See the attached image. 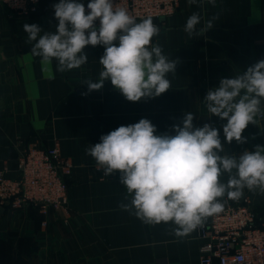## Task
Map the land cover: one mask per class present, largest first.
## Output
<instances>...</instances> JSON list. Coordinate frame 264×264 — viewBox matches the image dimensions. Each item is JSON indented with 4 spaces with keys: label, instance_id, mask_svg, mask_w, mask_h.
<instances>
[{
    "label": "crops",
    "instance_id": "1",
    "mask_svg": "<svg viewBox=\"0 0 264 264\" xmlns=\"http://www.w3.org/2000/svg\"><path fill=\"white\" fill-rule=\"evenodd\" d=\"M76 2L86 6L85 0ZM57 3L42 0L33 14L17 17L0 1V173L18 177V161L28 147H57L74 167L67 179L70 208L67 213L51 209L47 215L32 206L2 208L0 264H199L198 228L178 237L171 222L148 225L121 209L119 205L131 197L125 200L119 171L105 176L86 149L100 143L102 135L141 119L155 126L154 135H175L173 126L182 127L189 112L194 127L207 123L219 131L224 153L239 158L255 151L256 145L264 146V115L244 129L246 142L228 143L223 132L227 120L209 114L204 102L222 78H234L264 60V0H196L191 5L181 0L152 41L164 55L178 60L175 73L167 75L171 87L158 97L136 102L127 100L110 80L89 91L85 81L98 80L103 70L102 45H87V62L64 72L57 71L55 60L44 66L31 55L23 25L54 32ZM194 12L202 17L197 29L213 16L218 19L206 33L189 37L184 25ZM114 43L118 46V40ZM220 179L226 183L228 175ZM243 197L264 224V194L245 189ZM218 199L224 206L238 201L226 195ZM210 220L211 216L204 222Z\"/></svg>",
    "mask_w": 264,
    "mask_h": 264
},
{
    "label": "clouds",
    "instance_id": "2",
    "mask_svg": "<svg viewBox=\"0 0 264 264\" xmlns=\"http://www.w3.org/2000/svg\"><path fill=\"white\" fill-rule=\"evenodd\" d=\"M53 8L58 21L54 32H43L36 24L23 25L31 55L39 57L42 65L55 60L59 72L76 69L88 60L83 51L87 45H102L105 52L99 63L103 70L98 80L85 81L89 91L99 90L110 80L127 100L136 102L158 97L171 87L167 75L175 73L178 60L152 43L160 33L153 17L137 22L113 0H90L87 15L85 6L76 0H59ZM217 19L213 16L197 29L202 17L194 12L184 31L189 37L200 36ZM204 102L209 114L227 120L223 132L228 143L246 142L242 132L250 123H258L257 115H264V60L241 75L222 78L217 88L208 90ZM193 119V113H186L183 126H173L175 135H154L155 126L141 119L102 135L100 143L86 149L105 176L119 171L120 184L127 190L125 200L131 197L129 203L119 205L121 209L148 225L171 222L178 237L189 235L207 217L220 213L223 204L218 198L226 195L239 200L245 189L264 194V146L256 145L255 151H245L239 158L229 155L224 153L219 131L207 123L196 128ZM223 174L228 175L226 183L221 182Z\"/></svg>",
    "mask_w": 264,
    "mask_h": 264
},
{
    "label": "built area",
    "instance_id": "3",
    "mask_svg": "<svg viewBox=\"0 0 264 264\" xmlns=\"http://www.w3.org/2000/svg\"><path fill=\"white\" fill-rule=\"evenodd\" d=\"M13 16L27 17L38 10L42 0H0ZM85 14L90 10L85 0ZM181 0H113L127 8L137 22L151 16L158 26L161 18L173 15ZM97 30L99 19L95 21ZM154 37L152 38L153 41ZM70 159L57 147L40 150L28 147L18 161V177L0 173V209L22 210L35 207L44 215L69 211L68 181L73 171ZM44 224V223H43ZM45 225V224H44ZM201 240L199 264H264V224H259L251 201L243 197L223 205L210 222L198 227Z\"/></svg>",
    "mask_w": 264,
    "mask_h": 264
},
{
    "label": "water",
    "instance_id": "4",
    "mask_svg": "<svg viewBox=\"0 0 264 264\" xmlns=\"http://www.w3.org/2000/svg\"><path fill=\"white\" fill-rule=\"evenodd\" d=\"M164 20H165V18H161V19H160V22H163ZM0 210H2V209H0Z\"/></svg>",
    "mask_w": 264,
    "mask_h": 264
}]
</instances>
